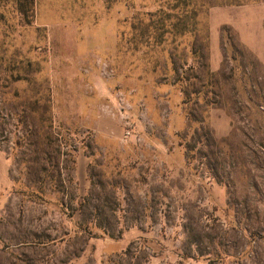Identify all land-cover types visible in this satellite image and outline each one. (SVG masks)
Segmentation results:
<instances>
[{"label":"rangeland","instance_id":"rangeland-1","mask_svg":"<svg viewBox=\"0 0 264 264\" xmlns=\"http://www.w3.org/2000/svg\"><path fill=\"white\" fill-rule=\"evenodd\" d=\"M259 1L35 0L29 24L0 1V251L11 262L264 264V66L224 30L220 70L206 75L210 8ZM35 101L30 121L46 116L54 141H36L40 153L4 125ZM85 197L106 212L87 222L113 238H74ZM36 240L47 243L37 256Z\"/></svg>","mask_w":264,"mask_h":264},{"label":"trees","instance_id":"trees-1","mask_svg":"<svg viewBox=\"0 0 264 264\" xmlns=\"http://www.w3.org/2000/svg\"><path fill=\"white\" fill-rule=\"evenodd\" d=\"M0 1H12L15 4L16 11L19 14V16L22 18V20L26 24L30 23L31 17L33 16L35 0H0ZM147 28H148V26L146 27V30H147ZM224 30L227 31L228 33H231L230 30L227 28H222V32ZM144 31H145V29H144ZM206 75H207L208 79H211V78H214L215 76H217V74L211 72L209 69H207ZM206 86H208V85H202V87H206ZM187 101H189V100H187ZM33 103H34V106L32 105V108H31V107H29L30 104L28 105V103L22 102L19 105V107L22 108L21 112L19 114L15 115L13 118H11L8 115V117H10V118H9V120H4V125H6L7 123H8L7 125H9L11 123V121L14 120L15 121L14 125H15L16 129L21 130V136L17 138V140L15 142L16 145L18 147H22L25 145V141L27 139H33L34 141L31 145L36 148V152L40 153L41 150H39V147L41 145H39V143L36 141H45L48 143L47 144L48 147H51L52 142H54V141L53 140L51 141L50 135L45 134L44 129L42 127V125H44L45 121L47 120L46 116H43V115L40 116L39 122H40L41 126H38L34 122L30 121L29 116L34 117L31 115H35V109H36L35 103H37V101H35ZM194 104H197V103L195 102ZM210 104H211L210 101L205 100L199 108L207 107ZM45 111H47V109ZM28 113H30V114L28 115ZM190 116L194 119V122H195L196 121L194 118L195 116L192 114H190ZM198 123L203 124V121H199ZM3 133L4 132L2 130L0 132V138L4 137ZM56 154H57V156L58 155L59 156L55 158V160L53 162L54 164H52V166L54 168L58 169L61 164L63 165V163L61 162V159H60V156H61L60 151H57ZM39 162H40V158L36 156V158L34 159V161L32 163L38 164ZM45 163L46 162H43L42 165H44ZM48 163L49 164L52 163V158H50V161H48ZM59 170L61 171V168H59ZM38 172L45 173L46 168L41 167L38 170ZM51 177H53V176H51ZM58 179L62 183V184L60 183L58 185L60 192H62L63 190H65V188L63 187V184L66 181L61 180V176H58ZM70 181H71V179L68 178L67 182H70ZM39 182H41V180ZM18 192H20V191H18ZM35 195H38V194H35ZM38 196H36V197H38ZM66 197L70 200H74V196H72V195L66 196ZM88 197L83 198L77 204V208L75 209V212L79 215L81 221L79 223L78 222L76 223V228L78 229V232H76L74 234V238H76L77 236H79L80 239H82L84 237L92 238L93 230H95V229L101 231L102 234L109 236L110 238H113L112 230L109 227L101 226L100 224L98 226L96 225L95 227H92V222H89V223L87 222L91 217L94 219H99L101 217V215H104L106 213L105 211L102 213L98 206H92V204L90 203L91 199H89ZM63 202L64 201L60 202L62 206L64 205ZM89 208H92V210H91L92 212H90V211L88 212ZM69 218H72V215L69 216ZM67 235L68 234H66V236ZM46 244H47L46 242H40V241L36 240V242H29L26 245L29 246L32 249L33 254L36 255L37 254V251H35V250H37L36 247L41 246L42 248H44V247H46ZM0 253L5 255V262L4 263L0 262V264H19V261H23L22 259L17 258V261L11 262V259H9V258L12 257V254L10 252H7L5 249L1 250ZM24 262L28 263V261H24Z\"/></svg>","mask_w":264,"mask_h":264},{"label":"crops","instance_id":"crops-1","mask_svg":"<svg viewBox=\"0 0 264 264\" xmlns=\"http://www.w3.org/2000/svg\"><path fill=\"white\" fill-rule=\"evenodd\" d=\"M222 28L229 29L244 51L264 66V0L251 4L210 8L208 12V66L212 72L220 70L222 63ZM84 160V158L78 160L80 174L82 170H85L84 166L86 167Z\"/></svg>","mask_w":264,"mask_h":264}]
</instances>
